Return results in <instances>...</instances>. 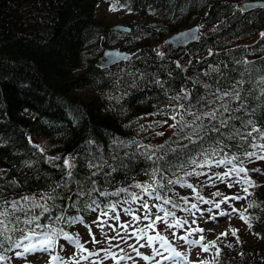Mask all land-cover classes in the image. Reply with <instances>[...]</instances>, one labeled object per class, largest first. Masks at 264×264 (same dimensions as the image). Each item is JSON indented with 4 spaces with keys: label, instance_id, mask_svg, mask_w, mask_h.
Returning <instances> with one entry per match:
<instances>
[{
    "label": "trees",
    "instance_id": "trees-1",
    "mask_svg": "<svg viewBox=\"0 0 264 264\" xmlns=\"http://www.w3.org/2000/svg\"><path fill=\"white\" fill-rule=\"evenodd\" d=\"M238 1L241 0H0V204L16 200L20 201L19 208H25L24 212H16L21 223L13 222L9 227L36 232L51 227L74 236L79 222L69 224L55 218L64 215L88 220L104 212L110 203L132 202L130 193L141 189L135 187L138 183L151 184L157 190L162 197L157 200L159 205L164 199L174 202L177 207L163 205L174 213V219L184 218L185 209L201 200L197 193L202 198L219 199L222 195L216 196L207 187L209 180H221L214 175L221 167L213 163L196 168L203 175H185L193 167H178L184 153L171 151L182 145H187L185 151L193 154L200 150L183 139L190 128L178 125L162 139L154 140L156 133L146 116H175L180 121L182 115L184 121L193 120L192 115L177 108L179 104L197 114L219 109L217 120L203 117L196 121L208 126L200 132L205 137L204 149L230 145L211 156L212 160L239 157L234 163L247 172L251 167L245 164L260 163L244 155L255 151L250 145L238 148V137L228 139L226 128L222 129L225 135L221 145L207 139L216 135L211 126L220 127L218 120L228 116L237 118L229 123L242 132L251 128L243 126L247 120L264 129V9L240 11L235 5ZM101 2L109 11L120 9L130 15L131 19L123 20L130 27L129 33L122 32L125 37L117 38L119 32L109 28L113 23L96 16ZM147 16L163 22V26L153 31L138 23ZM194 24L200 29L195 42L177 49L156 47L165 33ZM110 46L126 51L128 57L108 67H97L99 54ZM82 88L90 89L92 94L80 97L76 92ZM233 88L239 90L241 100L217 99ZM185 93L189 94L187 99L183 98ZM177 95L182 99H170ZM222 104H227L230 111L223 112ZM31 137L41 139L47 149L32 143ZM54 157L59 159H50ZM65 159L73 166L71 169L64 165ZM197 160L200 162V157ZM155 169L159 171L153 177ZM69 170L72 177L67 176ZM178 179L192 184L195 191L178 186L182 183L168 184ZM229 179L221 181L225 184ZM65 181L66 188H56ZM156 181L165 187L160 188ZM77 182L85 190L95 186L112 193L126 188L128 193L105 197L93 192L78 198ZM255 188L248 185L244 194L249 201L240 204L254 239L241 238L236 253L219 245L211 264H264V194ZM226 189L222 185V191L226 193ZM45 193L56 199L40 200ZM24 196H36L39 203L50 207V212L40 216L41 209H32L30 202L26 205L21 200ZM88 204L92 207L85 206ZM157 214L164 215L154 213L153 219ZM33 215L39 220L32 225L22 223ZM171 219L168 217L170 223ZM163 226L157 221L153 231L170 239L168 229L162 231ZM7 235L10 240L0 236V256L5 259L15 250L14 243L22 240L19 231ZM63 238L58 235V243Z\"/></svg>",
    "mask_w": 264,
    "mask_h": 264
},
{
    "label": "rangeland",
    "instance_id": "rangeland-1",
    "mask_svg": "<svg viewBox=\"0 0 264 264\" xmlns=\"http://www.w3.org/2000/svg\"><path fill=\"white\" fill-rule=\"evenodd\" d=\"M95 14L96 16L98 15L99 17H102L103 21L107 23H120L123 22V20L131 19L129 14L120 9L118 11L107 10L102 2L97 6ZM153 19L154 18L147 16L140 19L138 23H146L148 21H152ZM165 34L162 35L163 38L165 37ZM123 36L125 37L122 32L116 34V37L119 39ZM165 45L167 44L162 42V40H157L156 42V47L159 50H163ZM76 93L82 98H87L92 94V91L90 89L88 90L82 88L78 89ZM146 119L152 123V128L150 129H153L156 133L154 136V140L156 142L168 135L173 128L171 125L176 124L178 121H176V119L173 120L170 116L167 117L160 115L146 116ZM158 133H162V135H159ZM30 140L42 150L47 149L43 141L38 137H31ZM262 143L264 142L262 141ZM245 165V167H251L250 172L243 173L244 175L239 176L233 173L230 176L229 181L225 184L224 181L221 180L208 181L210 187H207V190L215 193L216 191L220 192L222 196L219 197V199L212 200L206 197L202 198L198 203H195L197 206L196 208H187L189 210L186 211V216H184V218L178 216L175 218L182 222L186 221V223L183 224V227H172L167 230L171 235L168 242L171 247L175 249V251L181 253V256L179 257L172 256L170 251L161 248L160 241L158 240L154 241L150 247H140L141 244L146 243V237L137 241L136 237L132 235L133 230L144 229L149 223L148 220L143 219L146 214V210L142 208L140 200H132V202L128 203H110L104 211L107 212V215H103L104 212H101L98 215L90 217L88 220H86L87 218H84V220L79 222V225L77 226L79 241L90 252L99 253L98 256L90 257V260L94 262V264H156L157 260L160 261V264H200V262H204V264H211L210 261L214 259L213 256L215 250L219 248V245L223 246V250L225 251L230 250L231 252L236 253L238 251L241 238L246 241H252L254 239L251 234L249 224L245 219L241 218L240 204H244L249 201V197L244 194V188H247L249 184H246L243 181L250 178L255 182V186L253 187H257L254 190L263 191L264 194V160H261L260 163H255V165L253 162ZM220 167L219 173L222 174L227 172L232 165H221ZM252 169H259V171H252ZM237 181H240V183H237ZM229 184H232V187H228ZM180 185L182 184H179L178 186ZM222 185L227 188L226 193L222 191ZM179 191L183 190L179 189ZM135 194L142 197L143 200H146L150 207H152L153 204L158 205V201L155 199V194L148 196L142 191V189L135 192ZM234 196L242 197V199H229L224 201L225 197ZM205 201H211V203H205ZM217 203L220 204L219 208L215 207V204ZM111 204L116 205L115 212L111 210ZM126 208H131L135 215L140 216L141 219L138 221L133 220L132 215L125 213L124 209ZM164 209L166 208L164 207ZM209 209H211V212L208 211ZM157 212L164 213L161 209L152 207V218L153 214ZM221 212L227 213L228 215H220L219 213ZM116 214H119V220L114 219ZM210 217H215V219H210ZM175 219L172 217L171 223H174ZM124 224H129L130 227L125 230L122 227ZM89 228L91 229V234L89 233ZM196 229H203V231H195ZM233 230H236L235 235H233ZM162 231H166L164 226ZM117 233H119V236H117ZM126 233L128 237H131L127 239V243L120 239V237L126 236ZM221 233H227V235H221ZM139 234L140 233H137V235ZM155 234L156 232L153 231V229H147V235ZM92 236H95L99 243H93ZM184 236H187L188 240H199L203 237L201 244L207 245L208 251H204L201 245H192L187 243L185 240L181 239V237ZM113 237H116V239H113ZM36 239L37 238L34 237L31 241L21 240V243H35ZM213 241H215L214 244L212 243ZM61 245L63 247H61ZM128 245H134L141 253L147 256H152V249L158 248L163 256H169L171 258L169 260H163L161 256H155L154 259L144 260L141 256H137L136 252L133 251L132 248L128 247ZM107 248H110L111 252L116 254L117 260H113L111 257L102 259L105 256V253L101 251V249ZM14 249L15 250L12 251L6 259L0 260V264H49L50 255L47 253H29L26 256H17L16 253L22 252L23 248L14 247ZM121 249H123V251H121ZM234 250H236V252H234ZM87 254V252L82 253L75 247L74 244L67 241L65 238L57 243L55 249L51 251V255H60L63 260L67 262V264H75V260H79L80 255ZM74 255L75 260L70 259ZM120 256H128L131 257V259L120 260L118 259ZM79 264H89V261L79 260Z\"/></svg>",
    "mask_w": 264,
    "mask_h": 264
},
{
    "label": "snow or ice",
    "instance_id": "snow-or-ice-1",
    "mask_svg": "<svg viewBox=\"0 0 264 264\" xmlns=\"http://www.w3.org/2000/svg\"><path fill=\"white\" fill-rule=\"evenodd\" d=\"M261 35L264 36V33H261ZM262 80H264V78H262ZM208 87H209L208 85H205V88H208ZM217 92H219V89H217ZM188 95H189L188 93H185L183 98L187 99ZM225 97H233L235 100H238V101L241 100L239 90L236 88H233L232 91H225V92L221 93L220 95L217 96V99L224 100ZM170 99L179 101L182 99V97L180 95H177L175 97H171ZM214 102L215 101H205V103H208V104H211ZM196 103L197 104L200 103L199 98L197 99ZM193 107H194V105H193ZM240 107L243 108L244 105L241 104ZM177 108L184 109L185 112H188L190 115L193 116V120L191 122L184 121L183 116L181 115L180 121H177V124H173L171 126L175 128L178 125H180L181 128H184V127L190 128L191 131L186 133L183 136V139L188 140L190 144H193V145H195L196 148L200 149L199 151H196L194 154L191 151H185V149H187V145L178 146L177 149H171V151L173 153H180V152L184 153V161H183V163L178 165V167L183 168L185 164L193 167V171L190 173H185V175H197V176L203 175L204 173L197 172L196 168H202L205 165H208L210 167L213 163L217 167H219L221 165H228V164L232 165V167L227 172H224L222 174L219 172L214 173V175L216 176L217 179L223 180L224 178L230 177L233 173H235L237 176H239L240 173H247V171H248L247 169H245L244 167H237L236 164L234 163V161L238 160L239 157L232 156L231 158L225 157V158H221V159H217V160H212L210 158L211 156L217 155L219 151H223V147H230V145H223V147H219V148H211L210 151L208 149L203 148V143H204L205 137L200 136V132L206 130L208 126L203 125V124H197L196 121H201L203 119V117H209L213 121L217 120L218 119L217 113H218L219 109H212V110L204 112L202 114H197L194 112H190V109L185 108V106L183 104L177 105ZM221 108L223 109V112H229L230 111L229 106L227 104H222ZM223 112L220 113L221 117H223ZM172 119L175 120L176 117L173 116ZM233 119H237V118L232 117V116L220 118L218 120L220 127H217L216 125L211 126V131L216 133V135L215 136H208L207 139L212 141L216 145H221L223 142V137L225 135V133L222 131V129L226 128V129H228L227 137L229 140H235L237 137L239 138L240 143L238 145H235L236 147L242 148V147H244V145H250V147L252 149H255V151H248V152L244 153V155L247 158H249L250 160L252 158L264 160V143H257L256 142L259 140H264V129L256 127L254 121L247 120L243 123V126L245 128H248V126H251V128L248 131L242 132L239 129H237L234 124L229 123V121H231ZM141 127L143 128V126H141ZM158 134L162 135V133H158ZM193 137H195L196 139H193ZM159 147L163 148L164 146L161 145ZM197 157H200V162H198ZM148 158L151 159V157H148ZM50 159H59V157H54V158H50ZM157 159H162V158H157ZM64 165L67 166L69 169H71L73 167L67 159L64 160ZM92 166H94V165H89V167H92ZM170 168H171V165H169V169ZM157 171H159V169H155L153 171V173H152L153 177H155V174ZM252 171H259V169H252ZM93 175L95 176V175H97V173H93ZM67 176L72 177L71 170H69L67 172ZM88 179L91 180L90 177ZM209 179H211V177H209ZM243 182L246 184H249L251 186H255V182L252 181L250 178L245 179ZM92 183H93V185H95V181H92ZM156 183L159 185L160 188L165 187L162 183H160V181H156ZM174 183H182L183 186H186L188 188H193L192 184H188L186 181H181L179 179L176 181H172V180L168 181V184H174ZM237 183H240V181H237ZM77 184H78V190L75 194L77 195L78 198L83 197L85 195L90 196L93 192H99V195L105 196V197L109 196V195L118 196L121 192L128 193V189H126V188H121V189H118L116 192L109 193L106 191H100V189L95 187V186H93L91 189L85 190L83 188V186L79 184V182H77ZM60 187L66 188L67 187V181H65L63 184L56 185V188H60ZM135 187L141 188L142 191L148 196H152L155 193V199H157V200L162 199V197L159 195L157 190L152 188L151 184L141 185L138 183L135 185ZM228 187H232V184H229ZM150 189H151V191H150ZM55 190L56 189L53 188L52 193H55ZM193 191H195L194 188H193ZM244 191L247 192L248 189L244 188ZM130 195L132 196L133 201H135V200L141 201L142 208L146 210V214L144 215L143 219L149 221V223L145 226L144 229H134L133 230L132 235L136 237L137 241L146 237V243L141 244L140 247H145V246L150 247V246H152L154 241L158 240V241H160V247L170 251L172 256H175V257L181 256V253L175 251V249H173L171 247L170 243L168 242L167 237L161 235L159 232H156L155 235H147V229H154L157 221L164 224L166 229H171L172 227H178V228L183 227V224L186 223V221L182 222L179 219H175L174 223H170L168 221V217H174V213L164 209V207H163L164 204H169V203H171L173 207H177V205L174 202H172L170 199H164L163 204H161V205L153 204L152 207L159 208L164 212L163 216L157 214V215H155V218L153 219L151 216L152 207L149 206L148 202L146 200H143L142 197L138 196L135 193H130ZM215 195L220 196L221 193L216 192ZM67 198L71 199L70 196ZM39 199L47 202L49 200H55L56 196L53 194H50V193H45V194L41 195L39 197ZM183 199H185V202H187V198H183ZM197 199H202V197H200L198 193H197ZM229 199H242V197H239V196L225 197L224 201H227ZM21 200L24 201L26 205L28 204V202H30L32 209H35V208L41 209V212L39 214L40 216L44 215L45 213L50 212V207L46 203H39L36 196H31V197L24 196V197H21ZM224 201H222V202H224ZM125 202L128 203L129 201H125ZM19 203H20V201L13 200V201H4L3 204H0V209H3V211H0V236L4 237V239L10 240L11 237H9L7 235V233L10 231H19L20 237L23 241H31L34 237H36L37 239H36L35 243H27V244H22L20 240H17L14 243V247H16V248L22 247L23 248L22 252L16 253L17 256H26L29 253H47L50 255L49 264H67V262L64 261L60 255H51V251L53 249H55V247L58 243L57 236L59 235V236H63L67 241L74 244L75 247L77 249H79L82 253L83 252L88 253L87 255H80L79 260L89 261V264H94V262H92L90 260V257L98 256L99 253L98 252H90L88 249H86L84 247V245L80 243L78 234L76 236L69 235L67 232H64L62 229L56 230V229H52L51 227H49L48 230L44 231V232H36L34 229H27L26 230L24 228H20V229L10 228L9 225L12 224L13 222H15L16 224L21 223V219L19 216L16 215V212L17 211L24 212L25 208H19L18 207ZM92 203L96 204V201H93ZM205 203H211V201H205ZM72 206L75 207V203H73ZM85 206L88 208L92 207L91 204H88ZM53 207H55V205H53ZM97 207H99L98 204H97ZM196 207H197L196 204L191 205V208H196ZM215 207L219 208L220 204L219 203L215 204ZM110 208L113 212H115L116 205L111 204ZM92 210L94 211L95 209H92ZM188 210L189 209H185V211H188ZM61 211H63V210H61ZM124 211H125V213L132 215L133 220L138 221L141 219L140 216L135 215V213L133 212V210L131 208H126V209H124ZM208 211L211 212V209H209ZM234 211H235V209H234ZM219 214L220 215H228L227 213H224V212H221ZM103 215H107V212H104ZM241 218L245 219V220L247 219L246 217L243 216V213H241ZM55 219L64 220L65 222H67L69 224L76 223V222H82L81 217H65L64 215H60V216L56 217ZM114 219L119 220V214H116L114 216ZM210 219H215V217H210ZM38 220H39V216L33 215V216H31V218L24 219L22 221V223L24 225H32L34 221H38ZM250 226L251 225H249V227ZM36 227H41V225L37 224ZM122 227L125 230H127V228L130 227V225L124 224V225H122ZM195 231H201L202 232L203 229H196ZM89 233L91 234L90 228H89ZM137 233H140V234L137 235ZM235 233H236V230H233V235H235ZM221 235H227V233H221ZM117 236H119V233H117ZM128 238H131V237H128L127 233H126V236L120 237V239L123 240L125 243H127ZM113 239H116V237H113ZM181 239L185 240L187 243L192 244V245H201V247L204 251H208V246L201 244L203 237H201L199 240H188V237L184 236V237H181ZM92 242L93 243H99V241L96 240L95 236H92ZM2 243H3V241L0 240V245H2ZM212 243L214 244L215 241H213ZM229 246H231V245H229ZM61 247H63V246L61 245ZM117 247H118V245H117ZM128 247L132 248L133 251L136 252V255L141 256L142 259H144V260L154 259L155 256H161V258L163 260H169L171 258L169 256H163L158 248H153L152 249L153 255L147 256V255H144L143 253H141L138 250V248H136L134 245H128ZM101 251H103L105 253V256L102 259H107V258L111 257L113 260H117L116 254L111 252L110 248L101 249ZM121 251H123V249H121ZM3 259H5V258L3 256H0V260H3ZM70 259L75 260V255ZM118 259H120V260L131 259V257L120 256ZM79 260H75V264H79ZM156 264H160V261L157 260ZM200 264H204V262H200Z\"/></svg>",
    "mask_w": 264,
    "mask_h": 264
},
{
    "label": "water",
    "instance_id": "water-1",
    "mask_svg": "<svg viewBox=\"0 0 264 264\" xmlns=\"http://www.w3.org/2000/svg\"><path fill=\"white\" fill-rule=\"evenodd\" d=\"M237 8L240 11L253 9V7H262L264 9V0H241L236 2ZM145 26L151 30H158L163 26V22L153 19L145 23ZM198 25H189L184 28H179L175 32L168 33L163 38V42L170 48L177 49L178 47L188 45L196 41L199 33ZM111 30L117 32L129 33L130 27L125 23H114L109 26ZM128 53L124 50H119L116 47L110 46L102 50L95 61L97 67H108L112 63L120 62L128 57Z\"/></svg>",
    "mask_w": 264,
    "mask_h": 264
}]
</instances>
